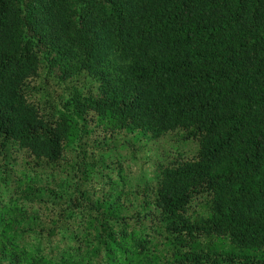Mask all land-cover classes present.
<instances>
[{
    "label": "trees",
    "instance_id": "1",
    "mask_svg": "<svg viewBox=\"0 0 264 264\" xmlns=\"http://www.w3.org/2000/svg\"><path fill=\"white\" fill-rule=\"evenodd\" d=\"M0 264H264V0H0Z\"/></svg>",
    "mask_w": 264,
    "mask_h": 264
},
{
    "label": "rangeland",
    "instance_id": "2",
    "mask_svg": "<svg viewBox=\"0 0 264 264\" xmlns=\"http://www.w3.org/2000/svg\"><path fill=\"white\" fill-rule=\"evenodd\" d=\"M45 74L52 79H45L41 77V79L36 83V89L47 94L50 100L55 99L56 102L70 97L73 89L69 82L59 79L56 71ZM180 137H182V134L179 132L174 135L163 137L158 143L145 146L143 151H145V153L148 155H153L156 152L162 153L163 151H165L168 155V158L170 159H172L173 155L177 151H179L184 155V157H189L190 154L195 151V146L191 143L184 145L179 141ZM128 139L131 140L128 135L120 136L119 139L110 144V146H121V144L126 143ZM121 151L125 152L123 148L121 149ZM122 154L124 155V153ZM137 155L139 157L138 162L143 161L144 158L141 153H137Z\"/></svg>",
    "mask_w": 264,
    "mask_h": 264
}]
</instances>
